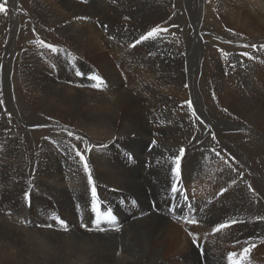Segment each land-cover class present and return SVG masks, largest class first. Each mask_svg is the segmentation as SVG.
<instances>
[{
    "label": "bare ground",
    "instance_id": "bare-ground-1",
    "mask_svg": "<svg viewBox=\"0 0 264 264\" xmlns=\"http://www.w3.org/2000/svg\"><path fill=\"white\" fill-rule=\"evenodd\" d=\"M18 1L29 14L25 19H33L43 37L76 50L85 63L92 58L108 74L112 90L104 95L86 94L84 91L91 89L79 88L77 84L82 83L69 77L65 68L62 70L58 65L50 71V66L44 65L45 60L40 61L34 53L35 81L26 82L29 92L25 89L27 93L21 94L24 98L20 102L30 123L62 119L73 121L72 130L76 127L84 131V144L95 163L96 201L116 212L113 224L104 225L106 230L99 232L103 238L94 236L91 231L82 232L69 209L81 186L75 182L73 166L68 164L62 171L59 157L53 156L50 146L42 143L41 152L37 147L32 160L27 158L24 167L22 161L28 154V142L11 138L4 132L0 135L5 137L0 157L7 159L5 165L0 164V264H230L228 257L233 252L238 254L234 259L240 260V264H264V242L258 240L264 236V221L257 219L264 217V141L249 142L242 134L225 136L231 143L224 146L229 152L217 151L198 141L186 144L195 135L186 133L187 122L176 106L182 102L176 99L180 92L177 89L179 69L171 65L159 66L154 63L156 59L150 60L143 54L135 56L130 64L133 82L125 89L123 80L104 55L111 44L96 26L101 18L122 20L144 29L148 23L174 14L171 9L174 0ZM182 3H178L181 9ZM205 5L207 26L212 32L223 34L217 22L220 17L226 24L230 20L234 24L236 20H250L252 26L249 27L256 26L257 34L264 35V29L259 30L260 25H264V0H205ZM32 8L40 11V18H33ZM22 16H18L21 22L25 21ZM13 18L12 14L11 22ZM0 24L6 27L3 18ZM8 37L7 34L4 43L0 30V52ZM133 38L129 35L127 39ZM124 41L112 48L114 56L124 55L128 47L124 46ZM33 47L36 54L41 53L37 46ZM193 53L197 54L196 48ZM210 55L211 59L207 55L204 57L202 70V82L207 85L215 79L211 76H216L209 72L212 68L232 74L229 68L212 61L214 56ZM194 60L197 62L196 58ZM241 60L249 66L253 79L245 76L246 83L241 80V85L245 86L246 109L233 116L241 117L248 124L247 129L262 133L264 138L261 129L264 124V73L258 70V65L252 68L246 58ZM55 63L59 64V60ZM47 73L52 77H47ZM226 93L225 100L231 99ZM203 98L209 105L210 97L203 94ZM75 100L80 102L75 104ZM225 100L220 102L229 104ZM140 103L146 104L144 111L139 110ZM180 148L186 150L181 158L182 180L175 175V159ZM35 167L40 177H49L48 181H39L36 185L50 198L42 203L64 207L61 215L73 224V228L68 226L69 231H65L70 233L68 236L57 230L25 228L40 224L42 215L49 221L50 213L54 212L41 210V204L40 208L34 206V199L36 220L32 212L24 210L26 187L31 179L17 174ZM224 189L227 190L221 195ZM87 193L83 201L93 203L91 192ZM150 203H156L155 210ZM179 208L182 210L174 216L173 212ZM23 219L28 222L21 223ZM233 219L239 222L214 232L217 224ZM192 220L197 223H190ZM86 230H89L88 225ZM119 235H125L127 240L122 248L117 244ZM193 236L197 238L196 245L200 244V252L192 243ZM244 241L256 245L246 258L239 255L247 245Z\"/></svg>",
    "mask_w": 264,
    "mask_h": 264
},
{
    "label": "rangeland",
    "instance_id": "rangeland-1",
    "mask_svg": "<svg viewBox=\"0 0 264 264\" xmlns=\"http://www.w3.org/2000/svg\"><path fill=\"white\" fill-rule=\"evenodd\" d=\"M82 1L85 0H80L78 2L83 3ZM180 1H183L181 4L182 9L178 7V3ZM186 2H188V5ZM191 2L190 0H174L175 4L171 8L173 9L174 14H171L167 18H158L156 21L151 22V24L148 23L144 29H140L134 24L124 22L122 20L117 21L114 19L110 21L101 18V20L96 23V26L99 30H101V33L106 41H109L111 44V48L104 52L106 59H108L111 65H113L115 70L118 72L119 77L123 80L125 89H129V86L133 82L134 74L131 72L130 64L135 56L138 58L139 56H142L141 54H143L144 56L146 55L150 58V60L151 58L156 59L154 63L159 64V66L171 65V67L179 69L180 82L177 85V89H179L180 92L176 99H180L182 102L176 106L177 109L182 110L185 122H187L185 129L186 133L189 135H195L194 138L186 141V144L198 141L201 145L206 147L212 146L214 147L213 149L217 151L224 150L229 152L228 150H225L224 146H229L231 143L226 140L225 136L238 137L242 134V137H248L249 142L256 139L264 141V138L261 136L262 133L256 132L251 128L247 129L248 124L241 117L233 116L239 115L237 112H244L246 109L245 86L241 85V80L244 81L245 76H247V79H253L251 71H248L249 66L242 62L241 59L246 58L252 68L253 65H258L260 67L258 70L264 73V35L257 34L258 28L256 26H253L252 28L249 27L250 25L252 26L250 20H236V24L230 20L228 21V24H226V20H222L220 17L217 22L223 34L221 35L212 32L209 26H207L209 19L206 21L205 17L204 11L207 9L205 0H191ZM32 3H34V1H32ZM0 4L5 5L7 8L6 13L0 12V19L2 20L3 18L6 25L4 28L0 26L1 39L4 40L5 43L7 34L10 36L7 38V43L2 46L3 49L0 52V101L3 102L0 103V135L5 132L7 136L11 138H19L25 143L28 142L26 146L28 154L24 155L22 161L24 167L27 164V158H29L30 161L32 160L31 156L34 155L37 147L39 150L38 152H41L42 143H46L50 146L53 156L57 155L59 157L62 171L65 170V167L67 168L68 164H71L75 170V182L76 184L81 183V186L78 187L76 197L77 200L75 198L74 205L69 208L70 212L74 213V218L76 219L75 221L82 232L87 234L91 231L94 236H102L99 231L96 230L98 225L100 228L106 230L103 226L113 224L116 211L115 209H107L102 205V203L97 201L93 203L83 201V198L88 196L87 192H91L92 186L90 187L88 184L89 174H91L94 184L96 182V170L93 168L95 163L93 159L89 158L90 152L86 151L88 147L84 144V142H86L84 131L76 127L74 128L75 130H72L74 126L73 121L67 122L62 119H54L53 122L50 123H42L40 121H31L30 123L26 120V115L24 114L25 108L24 106L21 107L22 104L20 99L24 98V94L29 92L28 83L32 80L35 81L34 75L36 74V71H34L35 68L32 64L33 62L36 63L33 58L34 53L40 61H42V59L45 60L44 65L50 66V71L52 68L56 66L58 67V65L59 68L62 67V70L65 68L69 77L75 81H80L83 84H77L79 88L85 87L87 89H91L84 91L86 94L91 93L95 95H104L106 91L112 90L108 74L107 72H104L105 70L99 67L92 58L86 59L85 63L79 58L78 53L75 52L76 50L74 51L69 46H66V48L65 45L60 42L53 43L55 40H49L50 38L43 37L40 30L37 28L38 26L36 23H33V19H25V16L29 17V14L21 8V4L18 0H0ZM39 12L40 11L36 9H31V15L35 19L40 18ZM12 14L14 18L11 22ZM20 15H24L22 17H24L25 21L21 22L19 19L20 17H18ZM37 20L41 23L39 19ZM83 21L86 22L85 20ZM143 24H146L145 21ZM157 25L161 28H167L168 31L161 33L156 39H150L137 44V41L142 35L146 34ZM40 26L43 27V25ZM263 29L264 25H260L259 30ZM36 31L38 33H36ZM118 31L122 35H119ZM250 32L255 34H251ZM129 35H132L135 38L128 40L127 38ZM236 38H239L242 41H237ZM124 40H126V42ZM122 41L125 42L124 46L128 45V47L124 51V55L116 57L113 53H111V50ZM134 44L136 46L132 47ZM33 45L37 46L41 53L36 54L37 50L33 47ZM49 45L52 47H48ZM245 45H248V47H245ZM206 46L210 49L207 50ZM195 48L197 50L196 55L193 53V49ZM11 49L13 50L11 51ZM232 49L234 50L232 51ZM224 52L228 53V55H223ZM242 53H247V55H242ZM210 54H213L214 56L212 61L218 62L229 68L232 74L226 75L225 73L219 72V70L213 71L214 68H212L209 72L215 74L216 76H211L215 79L207 85L205 81L202 82V70L204 57L206 55L209 57L211 56ZM26 56L28 57L27 59ZM249 57L252 58L250 59ZM194 58L197 59V62ZM209 58L211 59V57ZM56 60H59V64L55 63ZM26 70L29 72H26ZM47 77H52V74L49 76L47 73ZM27 85L28 87H25ZM223 87L225 90H223ZM225 93L226 95L231 96V99L225 100ZM21 94L23 96H21ZM203 94H207V96L210 97V102H208L209 105L204 102ZM247 97L249 96L247 95ZM224 100L229 101V104L220 102ZM189 101L192 105L191 108L188 106ZM236 101L237 103L234 104ZM79 102L80 100L74 101L75 104ZM139 107V110L144 111L146 104L140 103ZM238 108H240V110ZM193 111L196 113L195 116L192 115ZM27 112L28 109H26V113ZM197 117H199V120ZM201 121H203V123H201ZM234 122H236V124L231 125ZM263 125L261 126V129L264 130ZM70 133L71 135H69ZM213 135H215L216 139L212 138ZM4 141L5 137L1 136L0 146L4 143ZM89 143L92 144L91 142ZM77 150L85 156L89 165V172L84 171L83 163L76 155ZM95 158L96 155L94 159ZM0 160L1 165H5L7 162V159L4 156H1ZM24 160H26V162H24ZM37 174L36 167L33 170L29 169L17 174L18 176H28L27 178L31 179L26 187L29 199L26 201L24 210L27 213L32 212V216H34L33 220H36L34 213H36V207H39V204H41V208L39 207L41 210L54 212L50 213L49 221L44 215H42L40 224L36 226L25 225L26 227H23L27 229L39 228L45 231L57 230L56 232H62V234L65 233L63 235L68 236L70 234H66V232L69 231L68 226L73 228V224L71 225V222L61 215L60 211L64 207L56 206L51 203H42L43 201H46V199L50 198L48 194H46L42 189L36 187V185L39 181H48L49 177H40L39 174ZM182 178L183 176L181 172L179 179L182 180ZM83 184L85 185L83 186ZM182 196L184 200L187 201L184 193H182ZM32 199H34L33 205L36 207L32 205ZM150 204L151 209L155 210L156 203ZM189 209H191V205L189 206ZM180 210L182 209L179 208L173 212L174 216L179 214ZM145 214L148 215L147 213ZM43 219L46 220L45 223L43 222ZM23 220L21 223L28 222V219ZM235 220L239 222V220ZM61 221L63 223H61ZM47 224H51L52 227H45ZM86 225H88V227L90 226V230H86ZM65 226L68 229L66 232L63 230ZM94 231L96 232L94 233ZM113 235L115 236V234ZM100 238H103V236ZM258 240L264 241V236H261ZM117 244L121 248L127 244L125 235L118 236ZM194 246L198 252L201 251L200 244H195ZM246 247H249V244H247Z\"/></svg>",
    "mask_w": 264,
    "mask_h": 264
},
{
    "label": "snow or ice",
    "instance_id": "snow-or-ice-1",
    "mask_svg": "<svg viewBox=\"0 0 264 264\" xmlns=\"http://www.w3.org/2000/svg\"><path fill=\"white\" fill-rule=\"evenodd\" d=\"M0 12H3V13L7 12V8L5 7V5L0 4ZM126 19H127V17H126ZM167 31H168L167 28H161L159 25H157L156 27H153L150 31H148L146 34L142 35L140 37V39L137 41V44L148 41L150 39H156L160 36L161 33H164ZM135 46H136L135 44L132 45V47H135ZM48 47L51 48L52 46L49 45ZM245 47H248V45H245ZM253 47H255V46H253ZM221 51H223V50H221ZM223 55L227 56L228 53L224 52ZM242 55H247V53H242ZM249 58L251 59L252 57H249ZM0 103H3V102L0 101ZM188 106L190 108L192 107L190 101L188 102ZM192 115L193 116L196 115L195 111L192 112ZM197 119L199 120V117H197ZM201 123H203V121H201ZM69 135H71V133ZM212 138L216 139L215 135H213ZM88 150H90V149H86V151H88ZM185 151L186 150L184 148H180L179 149V156H177L175 159V165H176L175 175L177 176V178H179L181 175V171H180V169H181V158L184 156ZM76 155L80 158V161L83 163L84 171L89 172V165H88L87 160L85 159V156L78 150L76 151ZM217 155H219V153H217ZM225 163H227V161H225ZM88 184L92 186L91 187V197H92V201L95 202L97 200V190H96V187H95L94 182L92 180L91 174H89V176H88ZM226 190L227 189L222 190L221 195L223 194V191H226ZM173 191H176L175 187H173ZM25 199H29V194H27V193L25 194ZM257 219L264 221V217H258ZM189 222L192 224L197 223L195 220H192ZM61 223H63V222L61 221ZM236 223H237V221L235 219H233L231 221H224L222 223H219L215 226L214 232H221L222 230L228 229L232 225H235ZM45 227L51 228L52 225L47 224V225H45ZM63 230L67 231L68 229L65 226ZM89 230H90V226H89ZM96 230L99 232H104V229L100 228L99 225H98ZM116 231H119V229H116ZM189 235H192V233H189ZM262 242H264V241H262ZM192 243L193 244L197 243V238L195 236L192 237ZM244 243L249 244V247L243 248L242 253H240L239 255L246 258L247 255L250 253L251 249L254 248L256 245L252 244L250 241H244ZM237 255L238 254L235 252L229 254L228 258H229L230 264H240V260L234 259V257H236Z\"/></svg>",
    "mask_w": 264,
    "mask_h": 264
}]
</instances>
